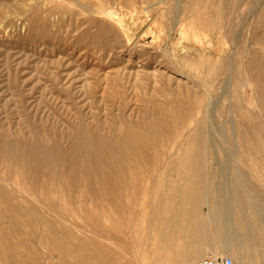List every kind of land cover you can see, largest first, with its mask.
Instances as JSON below:
<instances>
[{
  "label": "rangeland",
  "instance_id": "1",
  "mask_svg": "<svg viewBox=\"0 0 264 264\" xmlns=\"http://www.w3.org/2000/svg\"><path fill=\"white\" fill-rule=\"evenodd\" d=\"M217 8L223 10L219 30L208 32L202 20ZM261 59L264 0H0V202L8 192L12 204L27 209L17 214L0 207L12 243L41 263L50 244L43 245L46 230L36 213L73 223L71 230L57 222L59 239L69 246L99 238L123 207L118 220L139 242L130 229L149 194L165 198L200 179L206 188L227 189L225 199L238 198L233 211L246 220L259 218L262 229L249 232L255 243L236 241L255 264H264V63L252 67ZM254 80L262 82L259 89ZM209 100L220 152L176 151ZM244 127L247 139L261 138L263 149L231 152L250 147V140L241 146L229 139ZM231 129L235 135H228ZM136 140L149 150L148 166L127 162L130 182L120 192L107 181L109 154L115 174ZM190 163L201 164L202 173L186 174ZM169 168L174 172L165 173ZM198 211L209 214L207 206ZM198 222L157 256L183 257L184 264L214 257L205 250L202 259H186ZM140 224L147 229L143 219ZM154 258L137 253L135 264H154Z\"/></svg>",
  "mask_w": 264,
  "mask_h": 264
},
{
  "label": "bare ground",
  "instance_id": "2",
  "mask_svg": "<svg viewBox=\"0 0 264 264\" xmlns=\"http://www.w3.org/2000/svg\"><path fill=\"white\" fill-rule=\"evenodd\" d=\"M222 12V9L217 8L214 16L203 18L202 23L206 31L214 33L219 30L217 22L221 21ZM263 63L264 61L262 59L259 60V62L255 61L252 63V67H254V69L257 67V70H259L263 68ZM254 82L258 84L259 89V84H262V82L257 80H254ZM211 106L212 102L209 100L207 105H205V108L203 107L202 115H198L196 119H194V126L186 128V133L183 135L186 142L183 141L179 143L176 147V151H182V153L188 155H216V153L220 152L214 143V139L212 138V126L215 127V124L211 122ZM248 123L251 126L254 125L256 128V131L253 134L256 135L260 133L257 130L258 126L254 122L250 120ZM259 125L263 127L262 134H264V124L262 123ZM164 128L165 127L163 126L161 130H164ZM244 128L246 130H242L243 134H238L237 138H235L236 136H233V138L229 139H232V141H239L241 146H245L244 144H248L247 141L250 140V147L245 146V150H243L238 146H235V149L231 152H248V150L259 151L261 148L263 149L261 138L247 139L249 133L247 132V128ZM253 128L249 127V129ZM181 129L182 127L180 126L175 129V131L179 132ZM233 129H231L228 135L236 134ZM224 133L227 134L228 131H224ZM234 145H236L235 142ZM130 149L125 152V165L123 164L122 169L115 174L112 173L111 167V165H113V158L110 154L108 158L109 174L107 176V181L115 187V190H119L120 192L130 182L124 171L127 164H143L146 166L148 164L146 155L150 156L149 150H147L146 147L137 140L134 141L133 149ZM153 156H155V151L153 152ZM152 164L151 166L156 165L155 160H153ZM186 169V174L188 175L191 174L196 176L202 173V165L198 163H190ZM172 171L174 172L172 168H169L165 171V173ZM133 181L136 183L135 187H137L139 183L138 179L135 178ZM205 186L209 185L204 184L200 179L198 181L194 180V182L193 180H190L185 184V187L188 188L171 191L165 196V198L162 197L159 199L158 192L156 194H149L148 198L145 200V208L142 209L140 212L141 214L137 215L139 223L135 224V226L130 229V233L136 234L137 237H139V242L132 239V236L128 232V228L125 229V222L122 223L118 220V216L120 217L124 214V207L122 210H119L120 207H118V202L115 204V207L119 210L116 214V221H113L111 226L108 228H100L99 231L102 235L99 238L91 239L90 244L79 240V243L77 244H69V246L64 245V243H62L59 239L60 231L57 228V222L63 224V221L61 220L62 218L53 215V219H46L43 215L41 216V214L36 213L46 230V232L42 235L43 245L45 246V244H50L49 253L42 258L43 262L41 263L31 257V255H25L21 249V245H14L12 243V233H6L4 231L2 228V220L0 218V264H135L136 254L145 251L155 256L153 261L154 264H184L183 257L171 258L157 256L158 250H167L176 239L177 235L181 231H187L188 227L194 223V220L197 218L199 219L197 227L199 229V233L196 234L194 242L190 244L193 250L190 251L189 256L186 258L190 263L206 257L207 254L205 253V250H208L212 252L214 257L221 254L222 257H230L235 262L240 264H255L254 260L250 257V254L247 253V249H238V247H241V244H238L236 239L244 238V243L248 245L255 243V241L249 236V232L252 233L262 229L259 225V218L255 216L251 219V221H248L242 215L241 210L239 212L236 210L233 211V207H235V204L239 199L233 196L225 199L224 194L227 189L221 186H213L211 188H206ZM2 195L3 201L0 202V207L3 205L7 210L16 212L17 214L25 213L27 211L24 205L15 206L12 204L10 193L4 192ZM188 195H190V197L187 198ZM116 199H118V197H116ZM202 206H207L209 208L208 215L205 214L206 216H203L198 211V209ZM142 219L147 222V229H141L140 220ZM182 221L184 223H182ZM70 224L72 225L73 223ZM236 224L239 225L241 236L235 231L236 228L234 226ZM71 225L66 224L65 226H69V229L73 230L70 227ZM211 229L214 231L213 236L211 234ZM66 234L67 235L65 237L68 238L70 233ZM151 234H154L155 239H150ZM156 236H159V243L163 246L160 247L157 244L158 240L156 239ZM212 238L221 240V243H211ZM148 240H151L150 245H147ZM84 251H91L92 254H82Z\"/></svg>",
  "mask_w": 264,
  "mask_h": 264
},
{
  "label": "built area",
  "instance_id": "3",
  "mask_svg": "<svg viewBox=\"0 0 264 264\" xmlns=\"http://www.w3.org/2000/svg\"><path fill=\"white\" fill-rule=\"evenodd\" d=\"M197 264H236L230 257H208Z\"/></svg>",
  "mask_w": 264,
  "mask_h": 264
}]
</instances>
